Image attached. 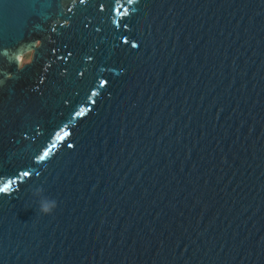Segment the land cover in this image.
Wrapping results in <instances>:
<instances>
[{
    "label": "water",
    "instance_id": "1",
    "mask_svg": "<svg viewBox=\"0 0 264 264\" xmlns=\"http://www.w3.org/2000/svg\"><path fill=\"white\" fill-rule=\"evenodd\" d=\"M4 187L0 264H264V0H0Z\"/></svg>",
    "mask_w": 264,
    "mask_h": 264
},
{
    "label": "clouds",
    "instance_id": "2",
    "mask_svg": "<svg viewBox=\"0 0 264 264\" xmlns=\"http://www.w3.org/2000/svg\"><path fill=\"white\" fill-rule=\"evenodd\" d=\"M34 196H39V212L42 215H51L55 208L57 207V202L44 195V190L42 188L37 189L33 193Z\"/></svg>",
    "mask_w": 264,
    "mask_h": 264
},
{
    "label": "rangeland",
    "instance_id": "3",
    "mask_svg": "<svg viewBox=\"0 0 264 264\" xmlns=\"http://www.w3.org/2000/svg\"><path fill=\"white\" fill-rule=\"evenodd\" d=\"M32 59V54H29L25 59H24V63H28L30 62Z\"/></svg>",
    "mask_w": 264,
    "mask_h": 264
},
{
    "label": "snow or ice",
    "instance_id": "4",
    "mask_svg": "<svg viewBox=\"0 0 264 264\" xmlns=\"http://www.w3.org/2000/svg\"><path fill=\"white\" fill-rule=\"evenodd\" d=\"M47 155V153H45V156ZM7 187H4V188H0V192H3V191H7Z\"/></svg>",
    "mask_w": 264,
    "mask_h": 264
}]
</instances>
